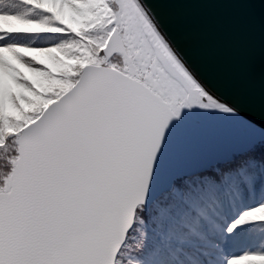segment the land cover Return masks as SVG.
<instances>
[{
  "label": "snow or ice",
  "instance_id": "snow-or-ice-1",
  "mask_svg": "<svg viewBox=\"0 0 264 264\" xmlns=\"http://www.w3.org/2000/svg\"><path fill=\"white\" fill-rule=\"evenodd\" d=\"M246 102L147 0H0V264H264V88Z\"/></svg>",
  "mask_w": 264,
  "mask_h": 264
},
{
  "label": "water",
  "instance_id": "water-1",
  "mask_svg": "<svg viewBox=\"0 0 264 264\" xmlns=\"http://www.w3.org/2000/svg\"><path fill=\"white\" fill-rule=\"evenodd\" d=\"M147 2L197 75L248 113L264 88V4Z\"/></svg>",
  "mask_w": 264,
  "mask_h": 264
}]
</instances>
